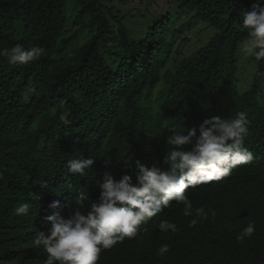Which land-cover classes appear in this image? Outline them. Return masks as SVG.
Returning a JSON list of instances; mask_svg holds the SVG:
<instances>
[{
    "label": "trees",
    "instance_id": "trees-1",
    "mask_svg": "<svg viewBox=\"0 0 264 264\" xmlns=\"http://www.w3.org/2000/svg\"><path fill=\"white\" fill-rule=\"evenodd\" d=\"M252 2L0 0V49L17 43L45 49L26 66L0 56V264H44L47 254L32 240L40 230L47 233L53 205L75 207L84 193L86 211L99 199L105 171L135 181L136 160L166 167L170 126L186 130L209 116L231 118L239 111L248 113L243 146L252 162L187 191L194 209L214 208L216 217L189 227L192 217L173 201L135 238L103 251L98 264H264V60L251 58L257 65L251 87L235 89L237 49L247 36L240 13ZM130 3L135 13L127 10ZM197 22L213 34L167 69L177 38ZM68 26H76L70 35ZM75 158L94 160L83 177L67 171ZM25 202L32 205L29 215L15 216ZM160 220L176 223L179 231H159ZM253 220V237L238 243L236 235ZM165 243L171 251L158 258Z\"/></svg>",
    "mask_w": 264,
    "mask_h": 264
},
{
    "label": "clouds",
    "instance_id": "clouds-1",
    "mask_svg": "<svg viewBox=\"0 0 264 264\" xmlns=\"http://www.w3.org/2000/svg\"><path fill=\"white\" fill-rule=\"evenodd\" d=\"M239 25L247 36L240 50L247 58L264 60V0H253L250 7L241 10ZM45 52L42 47L25 48L17 43L10 48L0 49V56L6 57L10 65L26 66L37 61ZM30 92L41 95L36 89ZM65 103L60 104L63 109ZM60 119L71 123L64 115ZM250 121L246 111L236 112L231 118L209 116L198 125L178 129L170 126L171 133L166 139L170 146L163 156L164 168L155 164L148 166L135 161V181L133 175L124 174L118 180L109 171L103 173L98 183V201H91L84 193L77 196V206L56 203V211L45 218L50 227L47 233L38 231L32 240L36 248L42 247L47 254L44 264H98L101 253L112 249L125 238H135L140 226L155 217L175 201L182 205V215L192 217L189 227H195L209 217L215 218L214 208H193L187 191L200 185H208L229 177L232 169L252 162V153L245 148L244 141L249 132ZM94 160L75 158L67 162V171L81 177L91 169ZM131 167L129 163L126 164ZM71 189L72 185L69 184ZM32 205L21 203L15 207L14 215L27 217ZM68 209V214L64 215ZM158 230L173 234L179 231L176 223L160 220ZM256 232L255 221L236 235V241L243 243ZM171 251L169 244H161L158 258Z\"/></svg>",
    "mask_w": 264,
    "mask_h": 264
},
{
    "label": "rangeland",
    "instance_id": "rangeland-1",
    "mask_svg": "<svg viewBox=\"0 0 264 264\" xmlns=\"http://www.w3.org/2000/svg\"><path fill=\"white\" fill-rule=\"evenodd\" d=\"M126 5H127L126 6L127 10L129 9L130 12L135 13L136 10L134 9L133 6L134 4L130 3ZM163 8L164 6L162 5V2H159V9H163ZM153 9H156V7L154 6ZM183 21L184 20H180V23ZM126 22L128 23V25H130L132 30L140 31L139 25L135 24L136 22L132 23L133 21L130 18H127ZM75 29L76 26H68L66 35H70ZM213 31H214L213 28H209L205 23L202 22H197L190 29L185 30V32L182 33L177 38L173 46L172 59L169 60L167 64V69L172 70L175 64L181 58L189 55V53L192 50H195L196 48L198 49L200 46H202L208 40V38L213 34ZM84 38H86L85 34L80 35L79 42L83 41ZM184 38H187V40L183 41ZM243 41L239 44L237 49V56H239V58H238V70L236 74L237 81L235 84V89L240 93H242L245 90H248L251 87L257 66L256 63L251 58H247L241 52L240 47ZM263 103H264V99H263Z\"/></svg>",
    "mask_w": 264,
    "mask_h": 264
}]
</instances>
